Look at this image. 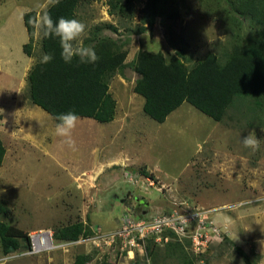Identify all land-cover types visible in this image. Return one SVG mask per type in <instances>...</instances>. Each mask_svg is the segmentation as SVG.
<instances>
[{
    "label": "rangeland",
    "instance_id": "obj_1",
    "mask_svg": "<svg viewBox=\"0 0 264 264\" xmlns=\"http://www.w3.org/2000/svg\"><path fill=\"white\" fill-rule=\"evenodd\" d=\"M54 1L0 0V35L5 32L6 18L17 20L21 10H34L40 17ZM108 1L80 0L75 19L87 26L82 37L85 46L94 48L100 40L109 39L113 50L126 53V68L121 74H112L107 82L111 91L135 97L133 104L142 100L131 91L138 78L132 64L139 52L161 53L167 59L179 52L188 68L209 53L222 63L231 52L230 24L207 0H165L161 11L173 10L176 15L159 14L152 26L148 24L149 0H132L131 7L113 16L109 15ZM125 1L119 0L121 5ZM18 43L4 37L0 41V84L5 82L13 92L19 90V105L11 100L9 105L0 87V141L5 148L0 203L8 208L7 214L0 216L1 222L25 233L54 232L76 222L107 231L119 226L129 202L121 201L127 196L140 203L133 212L140 219L161 215L184 203L182 207L210 210L217 227H226L225 238L202 256L192 254L189 241L182 240L194 264H245L238 248L257 264L253 245L258 227L264 225V106L258 108L252 99H236L220 122L186 102L163 123L155 122L141 109L135 114L136 123L123 129L80 118L72 133L76 142L73 151L56 136L52 117L28 97L27 72L43 55L41 30L37 28L31 65L26 64L13 80L1 62L10 50V58L22 64L27 56ZM252 130L261 140L255 152L242 144V138ZM102 134L108 135L104 143ZM124 156L136 165L125 171L120 163L117 167L105 163L99 169L102 162ZM139 166H148L151 172ZM126 173L133 178L138 175L136 182ZM174 243L172 236L167 242L147 241L148 249L156 253L154 264H180L168 246ZM126 250L121 251L120 242L100 248L88 242L65 252L4 260L0 247V264H73L81 253L89 255L88 264H153L147 248L130 255Z\"/></svg>",
    "mask_w": 264,
    "mask_h": 264
},
{
    "label": "trees",
    "instance_id": "obj_2",
    "mask_svg": "<svg viewBox=\"0 0 264 264\" xmlns=\"http://www.w3.org/2000/svg\"><path fill=\"white\" fill-rule=\"evenodd\" d=\"M164 1L149 0V26L159 14L176 15L173 10L168 13L161 11ZM207 1L213 5L214 12L230 24L233 45L226 61L220 63L215 54L209 53L188 68L182 60L183 54L179 52L167 59L161 53L141 51L132 64L133 71L138 75L133 92L143 97L144 114L157 123H163L184 102L215 122L223 119L236 99H252L258 108L264 106V0ZM79 2L56 0L45 12L53 20L76 18ZM131 2L126 0L121 5L119 0H109V15L125 12L126 7H131ZM22 18L28 37L22 51L27 57H32L37 13L27 11ZM113 48L109 39L100 40L93 48L99 58L97 62L81 64L74 59L68 64L61 58L59 40L46 38L41 31L43 55L52 54L53 60L47 64L40 60L29 70L30 102L51 116L55 124L58 123L56 116L68 111H75L80 118H89L101 124L111 122L115 117L116 102L108 91L107 78L115 73L121 74L127 66L126 53ZM4 155L5 148L0 141V167ZM141 174L145 176V173ZM7 212L6 205L0 203V216H5ZM92 234L87 223L76 222L56 228L53 236L55 242H64ZM168 246L174 250L173 255L180 260V264H194L177 239L176 243ZM0 247L4 256L16 250H27V233L0 221ZM146 248L154 264L156 253L148 246ZM237 250L245 264H252L242 249ZM89 262V255L81 253L76 255L73 264Z\"/></svg>",
    "mask_w": 264,
    "mask_h": 264
},
{
    "label": "built area",
    "instance_id": "obj_3",
    "mask_svg": "<svg viewBox=\"0 0 264 264\" xmlns=\"http://www.w3.org/2000/svg\"><path fill=\"white\" fill-rule=\"evenodd\" d=\"M130 181H135L138 175L131 177L126 173ZM152 186V183H149ZM186 205V204H185ZM184 203L161 215L150 216L140 219L130 214H123L119 220V226L112 230L91 228L92 235L79 238L74 241L55 242L54 232L51 230H37L27 233L29 248L27 250H16L5 255L4 260H13L20 257H31L54 251H67L69 248L79 246L83 243L92 242L95 248L101 245L112 247L120 242L121 251L128 255L134 250L143 251L147 240L155 243L167 242L169 236L175 237L179 242L188 240L190 251L196 256H202L212 246L219 244L225 237V228L217 227L210 210L190 209Z\"/></svg>",
    "mask_w": 264,
    "mask_h": 264
},
{
    "label": "clouds",
    "instance_id": "obj_4",
    "mask_svg": "<svg viewBox=\"0 0 264 264\" xmlns=\"http://www.w3.org/2000/svg\"><path fill=\"white\" fill-rule=\"evenodd\" d=\"M58 2V0H57ZM35 26L42 31L46 38H57L61 49V58L65 63H72L77 59L79 63H95L99 59L95 50L91 46H85L82 37L86 32L87 26L78 19L60 17L53 20L51 15L45 12L35 21ZM53 60L52 54H44L41 63L47 64ZM58 123L55 125L56 136L62 138V142L73 151L76 150V142L72 133L76 128L80 117L75 111L58 114L55 118ZM242 144L246 149L253 152L261 147V140L256 131H250L242 138Z\"/></svg>",
    "mask_w": 264,
    "mask_h": 264
},
{
    "label": "crops",
    "instance_id": "obj_5",
    "mask_svg": "<svg viewBox=\"0 0 264 264\" xmlns=\"http://www.w3.org/2000/svg\"><path fill=\"white\" fill-rule=\"evenodd\" d=\"M28 10H21L19 15H17V20H9V18H6L5 21V32L3 35H0V41L3 40V37L6 41L12 42V41H16L19 42L18 46L21 45V49L22 46L24 44H26L28 42V37H27V33L23 24V14L25 12H27ZM34 11V10H33ZM36 12V11H35ZM38 14H37V20L38 18ZM37 35V27L35 30V38ZM8 52V51H7ZM12 51L9 50L8 54L6 55V59L4 61H2V65L5 67V73L7 75V77L9 79H13V80H17L18 76L23 72V70L25 69V66L31 65L30 61L32 59V57H27L26 59H23L22 64H20L17 61H14L10 58ZM34 65V64H33ZM30 70V69H29ZM29 73V71L27 72ZM135 82V81H134ZM133 82V85L131 86V91L133 92V87L135 85V83ZM124 85V84H123ZM4 86V88H3ZM0 87L5 91L6 94V102L10 105V100L11 103L13 104H18L17 101V93H18V89H16L15 92H13L14 88H9V86L3 82V84H0ZM109 89V93L111 94V96L113 97V99L116 102V112H115V117L114 119L109 122L110 125H112L113 127H115L116 129H123L126 127H132V125H130V123H136L135 120V114L138 113L141 109L143 111V104H144V99L142 97V100H136L135 103H132L133 99H136L135 97L131 96V97H126L124 95V92L120 91V90H113L111 91V86L108 85ZM134 93V92H133ZM136 94V93H134ZM123 96V97H122ZM0 97H1V92H0ZM9 98V99H8ZM170 115V114H169ZM105 135V137H104ZM102 134V142L104 143V139L107 138V134ZM107 163V164H114L113 167H117L116 165H119V167L121 168V166H124L125 171L128 170V168L130 167H134L136 164V162H133L129 157L124 156L121 160H107L106 162H102L101 166L99 167V169L102 168V166ZM141 167L144 168L146 173H150L151 170L148 166H139L138 169H140ZM140 171V170H138ZM157 178V177H156ZM151 183V182H149ZM163 186V185H162ZM258 226V225H257ZM259 230V234H257V238L254 242L253 245V249H254V254L257 255L258 260H257V264H264V225H261L260 227H258ZM260 236H263L262 238Z\"/></svg>",
    "mask_w": 264,
    "mask_h": 264
},
{
    "label": "flooded vegetation",
    "instance_id": "obj_6",
    "mask_svg": "<svg viewBox=\"0 0 264 264\" xmlns=\"http://www.w3.org/2000/svg\"><path fill=\"white\" fill-rule=\"evenodd\" d=\"M123 201H129L128 204L125 206L124 210L122 209V210H123V214H130V215H133L134 209L137 208L138 204H140V203H137L138 200H137L136 202H134V201L132 200V198H130V197H128V196H127L124 200H122L121 203H122ZM122 204H123V203H122ZM122 208H123V206H122ZM133 216H134V215H133Z\"/></svg>",
    "mask_w": 264,
    "mask_h": 264
}]
</instances>
